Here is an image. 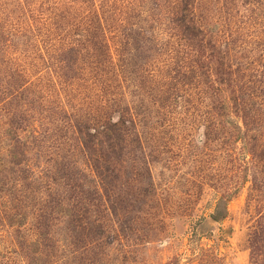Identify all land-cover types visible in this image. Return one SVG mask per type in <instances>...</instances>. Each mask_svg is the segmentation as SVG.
Wrapping results in <instances>:
<instances>
[{
    "label": "trees",
    "instance_id": "1",
    "mask_svg": "<svg viewBox=\"0 0 264 264\" xmlns=\"http://www.w3.org/2000/svg\"><path fill=\"white\" fill-rule=\"evenodd\" d=\"M3 2L0 0L1 13L8 5L1 7ZM6 2L13 6L0 20V66L3 65L7 80L5 88L0 87V94L6 92L10 96L12 103L3 102L2 109L13 122V127L3 130L6 139L10 137L12 141L7 163L13 167L27 163L26 145H35L36 138L27 142L18 133L28 129V117L34 118V109L43 113L40 120L47 119L49 115L43 110L50 109L49 104L54 105L57 122L72 117L76 123L62 122L66 136L61 135L60 143L67 154H84L83 149H89V145L94 154V146L106 149L101 156L95 154V161L103 165L99 166L102 172L97 173V182L90 179L84 186L77 183L75 175L68 176L69 165L59 160L61 192L56 198H49L47 212L49 215L58 208V213H65L69 233L85 229V238L89 239L88 234L95 233L94 220L90 218L98 213L99 206L102 211L107 210L103 204L107 192L102 188L103 174L110 164L123 162L120 151L125 142H136L142 155L139 167L128 180H146L150 192L145 194L155 197L154 190L158 188L149 165L162 162L166 168L175 169L170 144L162 136L173 128L175 109L193 106L195 95L207 101L202 115L208 124L204 129L207 147L214 151L219 147L228 156V151L238 144L240 154L250 156L244 170L256 166L255 158L264 170V62L247 57L249 60L233 67L230 51L235 52L234 38H218L213 43L206 40H210L208 32L194 13L196 0ZM242 2L249 4V0ZM160 15L166 18L171 34L158 41L151 32L153 24L158 26ZM144 32L147 36L142 37ZM259 40L264 43V37ZM258 46L254 41L259 57L264 47ZM16 49L19 51L12 52ZM11 52L18 57L10 59ZM155 57H160L159 67L153 63ZM64 104L69 105L70 113L66 114ZM258 173L250 176L252 185L258 180ZM17 177V181L25 179ZM245 182L246 175L240 177L239 186ZM236 192L233 185L218 197L209 215L212 221L225 217L226 203Z\"/></svg>",
    "mask_w": 264,
    "mask_h": 264
},
{
    "label": "rangeland",
    "instance_id": "2",
    "mask_svg": "<svg viewBox=\"0 0 264 264\" xmlns=\"http://www.w3.org/2000/svg\"><path fill=\"white\" fill-rule=\"evenodd\" d=\"M20 1L24 4L27 0ZM2 4H8L4 13L13 7L6 0L1 7ZM4 13L0 11V20ZM194 13L200 16L210 38L206 40L210 43L218 38H234L235 52L230 51L233 67L249 60L247 57L264 62V49L258 57L253 48L254 41L259 49L264 47L259 40L264 37V0H249L245 5L242 0H196ZM157 23L158 26L153 24V33L151 29L149 32L158 41L169 38L171 31L166 18L160 15ZM16 51L19 49L12 52ZM12 52L8 57L17 58V53ZM154 59L153 63L159 67L160 57ZM3 71L2 65L0 87L5 88L7 80ZM210 77L215 78L213 73ZM192 98L193 106L187 104V107L175 109L171 119L174 130L162 136L170 144L168 148L175 169L166 168L162 162L149 165L150 175L158 188L154 190L155 197L145 194L150 192L146 180H128L139 167L142 155L136 142L122 144L123 162L110 164L103 174L102 188L107 191L103 204L107 210L102 211L99 206L98 213L90 218L96 228L94 234H88L89 239L85 238V229L69 233L66 229L69 219L65 213H58V208L49 216L48 200L61 192V171L57 172L59 160L69 165L66 172L71 171V174L67 173L68 176L75 175L77 183L84 186L91 180L97 182V173L102 172L99 166L103 165L95 161V154L105 153L106 149L98 150L94 146V154L93 146L90 149L89 145V149H83L84 154L73 149L67 154L66 147L60 143L61 135L66 136L63 123H76L72 117L57 122L59 117L53 113L54 105L49 104L50 109L43 110L49 115L47 119L40 120L43 113L34 109L31 111L34 118L28 117V129L17 132L27 142H31L32 137L36 141L35 145H26L29 149L27 163L11 166L6 159H9L12 141L10 137L6 139L3 130L13 127V122H9L8 113L2 108L3 102H12L6 92L0 94V136L3 139L0 144V264H264V170L260 168L261 161L255 158L256 166L244 170L249 166L246 162L250 156L241 155L238 144L228 151V156L222 154L219 147L215 151L207 147L204 134L208 124L202 116L207 101L196 95ZM64 106L66 114L70 113L69 105ZM115 119L114 114L112 120ZM126 151L130 153L125 156ZM115 152H119L118 148ZM256 172H259L255 175L258 180L252 185L250 176ZM245 175L246 182L239 186L240 177ZM17 176L25 179L17 181ZM233 185L237 192L226 203L225 217L219 222L212 221L209 215L218 197Z\"/></svg>",
    "mask_w": 264,
    "mask_h": 264
}]
</instances>
